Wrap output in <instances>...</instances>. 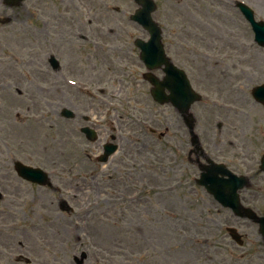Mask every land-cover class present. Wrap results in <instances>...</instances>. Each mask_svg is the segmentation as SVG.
Masks as SVG:
<instances>
[{
  "label": "rangeland",
  "instance_id": "rangeland-1",
  "mask_svg": "<svg viewBox=\"0 0 264 264\" xmlns=\"http://www.w3.org/2000/svg\"><path fill=\"white\" fill-rule=\"evenodd\" d=\"M83 1H68L72 6L68 13L57 11L58 0L47 3L45 0H27L23 8L12 10L0 3V17L2 20L8 14L15 16L16 37L23 32V26L36 24L47 32L51 27L54 33L52 25L57 17L53 20L48 16L64 13L66 23L72 26V14L76 7L81 9L84 6ZM168 1L171 9L166 12L165 4ZM239 1L253 9L256 19L264 21V0ZM234 3L232 0H159L160 16L164 13L171 15V22H177L180 14L184 18L185 23L178 24V28H185V32L166 34V27L163 26V40L171 44L168 49L172 53L183 52L184 60L182 64L179 60V66L185 70L193 88L206 99L192 107L194 114L199 116V127L205 129L211 126L216 115L231 119L235 126L227 131L231 134L230 140L237 142L229 156L240 152L238 144L247 141V137L252 140L251 145L264 141V123L257 122V118L262 117L261 113L257 115L251 105V115L243 109L245 114L232 116L231 113L214 110L210 102L218 97V100L229 105L238 106L242 102L245 105L248 98L253 101V86L264 82V48L253 42L250 27ZM90 17L101 26L115 27L114 18L102 20L91 10ZM126 18L125 22L120 23L123 25L119 24V28L126 27L124 30L120 28L122 34L107 37L130 43L131 40L127 38L132 33L135 36L137 32ZM22 19H25L24 24ZM42 20L47 21L41 24ZM193 22L200 23L196 31L192 29ZM5 27L0 25V90L5 87L10 98L0 91V193L3 196L0 198V264H25L17 260L20 256L27 258L29 264H74L73 257L81 259L82 253L87 257L81 264H264V253L258 248L261 239L257 227L217 207L193 180L185 198L182 196L178 199L177 193H160L168 191L170 185L161 177L163 142L156 137L149 139L147 132L139 128L134 133L133 126L137 114L141 120L150 121L155 127H163L166 125L163 117L165 110L151 105L145 114H140L136 112L137 104L127 101V97L137 101L141 96L140 100L151 102L148 89L127 94L124 87H117L115 80H111L110 84L96 81L95 84L104 87L107 92L115 90L119 94V98L113 95L115 101L78 93L76 88H69L65 81H60V76L54 75L50 80L52 85L46 74L50 68L41 56L45 53L59 56L54 46V35L41 44L40 55L34 56L19 43V46L5 43L4 31L8 26ZM206 27H213L215 31L211 32ZM83 32L92 35L87 24H84ZM6 65H15V68L7 72L4 70ZM139 65L138 62V68L143 71ZM139 69H136L138 73L141 72ZM239 69H246L247 73H240ZM18 71L20 77L15 75ZM40 73L48 78L40 77ZM240 76L245 77L243 82L238 81ZM227 79L230 82L226 87ZM38 90L43 96L42 100L39 99L41 95ZM104 100L105 103L115 101L111 109L121 112L123 105L129 112L123 110L122 117L126 121L123 120L121 124L118 152L106 166L96 163L91 172V164L89 166L82 162L81 158L70 160L80 146L74 137L73 121L61 118L58 112L68 107L94 117L102 114V111L95 112L90 108L107 109ZM36 102L40 109L34 110ZM105 113L107 122L118 116L111 110ZM246 117L249 125L242 128ZM128 119L132 122L131 130L127 125ZM79 123L80 126L84 124L83 121ZM220 140L221 137L219 143ZM228 146L231 147L230 143ZM129 154L133 155L131 161ZM14 158L32 165H36L37 161L41 167L48 168L46 171L50 174L53 190L37 188L19 179L12 166ZM246 168L248 171L252 167ZM135 180H144V183L151 181L153 184L154 191L150 196L145 198L146 194L139 195L144 200L142 203H129L126 200V197L138 193L135 184L125 185H131ZM244 196L250 199L246 205L253 206L260 215H264V193L255 195L249 192ZM61 199L69 204L72 214L59 211ZM226 225L238 227L239 232L246 234L242 247H237L230 240L224 230ZM184 236L190 238L185 239ZM256 252L260 255L257 256Z\"/></svg>",
  "mask_w": 264,
  "mask_h": 264
},
{
  "label": "flooded vegetation",
  "instance_id": "flooded-vegetation-1",
  "mask_svg": "<svg viewBox=\"0 0 264 264\" xmlns=\"http://www.w3.org/2000/svg\"><path fill=\"white\" fill-rule=\"evenodd\" d=\"M103 2V5H106V1L105 0H101ZM64 1L62 0L61 3H63ZM129 12L128 8H124V10L121 11H116L114 12V14H119L116 18L117 22L120 24L121 22H123V17L122 15H126ZM104 14H107L106 10L103 11ZM121 29H125V27L121 28ZM116 34H120L122 33V31L118 30L117 32H115ZM131 44L129 43H116L113 44V50L110 51L108 53V55L110 57H112L113 59L116 60V62L118 61V57H120L121 55H124L125 53H132L133 55H138V51L135 48H131ZM92 50L94 53V58L95 60L97 58H99L100 56H104L107 53H101L100 51H104L103 48L101 49H97V50ZM179 58H180V62L181 64L183 63L184 58L182 57V54H179ZM115 78L116 80H120L122 77V72L120 70H115ZM132 79L135 80L136 85L139 84V81L137 79V77L132 76ZM140 89H146V85L143 84ZM103 93V92H102ZM91 109V108H90ZM100 111L99 109L96 110L95 112ZM88 117V124L94 128L95 122L96 121H100L101 119H106V115L104 113H98V115H94L93 116H87ZM84 119V117H83ZM107 122L103 121L99 128H96L97 130H99L101 133L99 135V139L100 141L95 143L93 146L89 145V144H85L84 148H83V159H81L82 161L86 162L87 164H91V168L94 169L95 166V158L97 157L98 154L101 153L102 151V146L104 144L110 143V142H116L117 145L119 144L120 146V138L119 136H117L114 131L118 130L117 128L114 129V131L112 130L111 133L106 134L102 131V127L106 124ZM118 123V120H117ZM77 124H75L76 126ZM173 128V125H171ZM220 130L221 134L223 133L222 130V126L218 125L217 126ZM245 127V125L243 126ZM120 128V126H119ZM182 126L181 124L179 125V132L176 130H172L170 127V124H167V126L165 127V132H164V137H166V141H168L169 143V147H168V151L171 150V143L173 144V148L175 150H177L179 153H182L183 155H186L187 152V144H186V138H185V132L181 131ZM232 130V129H231ZM178 133V135H176ZM208 132H205V134ZM218 135V134H217ZM215 136V135H214ZM219 136V135H218ZM228 136L230 137L231 134L228 133ZM74 137H77L76 134H74ZM212 139V144L208 146V149L213 151L212 153H210V155H214L218 152H220V148H221V144H219L216 140H213V135L211 137ZM232 142V141H231ZM252 140L247 137V141L244 142H240L238 145L240 146V152H238L236 155H233L231 157H228V161L227 164L231 167L232 170L234 171H239L240 169H242L243 171L246 168V166L248 167H252L250 170V172H253V175L251 176V181H252V191H250L251 193L258 195L263 189H264V174H262L260 171H258L259 169V164H260V160L258 161V157H262V155L264 154V142L262 141L260 144H256V145H251ZM179 144V145H178ZM236 146H233V148ZM190 149V148H189ZM229 151H232V145L229 149ZM97 152V153H96ZM132 152V151H130ZM206 153V152H205ZM209 153V152H208ZM195 155L193 153V150H189V156H193ZM124 156V155H123ZM130 159H133V155L129 154ZM201 158L204 160V158L199 155L198 157L195 156L196 159V163L198 166H201V163L199 162L201 160ZM246 165V166H245ZM197 166V167H198ZM257 169V170H256ZM40 188V187H37ZM241 201L243 204H247V202L250 201V199H246L245 196L243 198H241ZM248 206V205H246ZM253 209L254 207L251 206Z\"/></svg>",
  "mask_w": 264,
  "mask_h": 264
},
{
  "label": "water",
  "instance_id": "water-1",
  "mask_svg": "<svg viewBox=\"0 0 264 264\" xmlns=\"http://www.w3.org/2000/svg\"><path fill=\"white\" fill-rule=\"evenodd\" d=\"M242 11L245 13V15L247 16V18L250 20L251 24H252V27H253V30L255 31L256 33V40L261 43V45H264V24L263 23H255L254 20H253V17H252V13L245 7V6H242L241 7ZM152 27V26H151ZM153 34H156V31L153 32ZM154 37V36H153ZM156 37V42H158V37ZM157 50H159V52L162 54V51L160 49L157 48ZM162 63H165V61H163ZM161 63V64H162ZM160 64V65H161ZM168 70V69H167ZM183 86L186 88L187 90V95L188 97H193V98H189V102L187 103L186 107L188 108L190 103L194 102L195 100H198V96H196L191 90H190V87H189V84L188 82L181 77V87L183 88ZM186 108V109H187ZM192 127V125H191ZM191 129V128H190ZM262 166H263V169H264V161L262 162ZM221 169V168H220ZM18 171L23 174L24 172L21 171V169L19 168ZM217 171V170H216ZM220 171V170H219ZM29 174H33V175H36L35 172H29ZM27 179H30V180H33L35 181V179L31 176H28L26 177ZM241 178L239 179H234V180H237L238 182H241L240 180ZM237 187L234 188V190H236ZM226 205H228L232 211H234L236 214L238 215H244L243 213L244 212H248V210L246 209H242L241 205L239 204V201L237 199V197H233L231 199H229V201L226 203ZM257 222L260 224L261 228L260 230L261 231H264V218H261V219H257Z\"/></svg>",
  "mask_w": 264,
  "mask_h": 264
},
{
  "label": "bare ground",
  "instance_id": "bare-ground-1",
  "mask_svg": "<svg viewBox=\"0 0 264 264\" xmlns=\"http://www.w3.org/2000/svg\"><path fill=\"white\" fill-rule=\"evenodd\" d=\"M14 68H15V65H12V66L6 67L5 70H13ZM2 89L5 91L4 88H2ZM8 97L10 98L9 94H8ZM36 120H38V119H36ZM11 124H12V122H11Z\"/></svg>",
  "mask_w": 264,
  "mask_h": 264
}]
</instances>
